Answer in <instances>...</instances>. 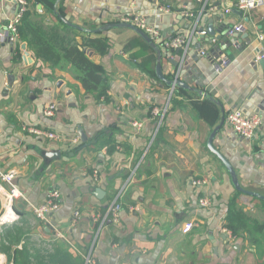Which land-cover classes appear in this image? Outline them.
<instances>
[{"label": "crops", "instance_id": "1", "mask_svg": "<svg viewBox=\"0 0 264 264\" xmlns=\"http://www.w3.org/2000/svg\"><path fill=\"white\" fill-rule=\"evenodd\" d=\"M47 1H27L31 23L40 36L77 44L103 68L109 100L88 93L70 63L37 57L40 46L22 39L0 43V175L15 170L14 184L25 197L14 206L18 221L8 225L20 227L23 238L6 243L0 264H14V249L24 247L32 264L56 249L81 264L91 249L97 264H264V7L241 12L231 0ZM160 6L172 13L161 14ZM185 11L195 19H185ZM16 13L14 0H0V33ZM128 16L146 17L165 40L187 35L197 21L208 38L196 37L186 54H169L135 30L105 29ZM238 25L242 37L231 36ZM98 38L108 40L105 52L84 46ZM215 56L227 58L228 66L218 71ZM176 79L182 85L171 96L168 82ZM167 104L158 128L152 111ZM52 105L53 116H46ZM238 109L262 118L251 141L226 121ZM8 189L0 179V216ZM53 191L61 205L50 230L34 207ZM116 200L122 205L118 223L109 220L101 229ZM233 213L247 221L245 229L233 222L237 234L229 228Z\"/></svg>", "mask_w": 264, "mask_h": 264}, {"label": "built area", "instance_id": "2", "mask_svg": "<svg viewBox=\"0 0 264 264\" xmlns=\"http://www.w3.org/2000/svg\"><path fill=\"white\" fill-rule=\"evenodd\" d=\"M17 6V13L12 21L9 23L7 27V34L0 33V43L4 42H18L20 41L19 35V28L22 25L23 19L28 11V2L26 0H14ZM232 8L241 11V12H254L262 9L264 7V0H231ZM231 7L226 10V13H230L232 10ZM158 11L161 14H171L172 9L170 7H158ZM185 19L187 20H194V14L185 11L180 13ZM122 24L131 25L135 28L144 32L154 43H156L160 50H164L169 54H173L177 50H181L186 54L189 50V47L192 41L196 37L208 38V31L200 30L198 26V22L196 21L195 24H192L191 30L188 32L187 35H177L169 40H165L161 34V32L155 27L151 26L146 17L142 16H135V17H125L121 20ZM243 31V26L238 25L231 30L230 35L233 36L235 34L241 33ZM201 55L204 57H208V53L206 50L201 51ZM264 57H261L260 60H263ZM214 65L218 71L222 70L223 68L228 66V59L225 57L216 56L213 58ZM173 87L171 89V96L174 92L176 87L177 79L174 80ZM170 104H167L163 109L155 108L152 111V115L156 118L157 127L163 123V117L165 116L166 112L169 110ZM56 109L55 105L49 106L45 110L46 116H53L54 111ZM227 123L232 127L237 135L241 138L251 141L257 133L261 130L263 126L262 118L259 115H252L247 116L242 110H232L227 114L226 117ZM30 131L39 136L43 139L55 140L58 137L51 133L42 130H32ZM97 174V173H96ZM98 175V174H97ZM17 176V172L15 170H11L6 174H1L0 179L9 186L7 191L3 192L4 199H5V212L0 216V226L4 225H12L18 221L19 217L16 214L14 209L15 204L23 200L24 194L16 187L14 184V179ZM97 180V178H96ZM194 185H200L199 182H195ZM61 205V196L58 191H53L49 194L48 201L38 207H34V214L36 218L41 221L44 225L48 226L50 230L55 229L52 222V215L56 212ZM200 205L202 207L209 206V203L206 200H201ZM122 209V205L116 200V202L107 209V214L105 217H101L100 224L101 229L105 226V224L112 220L114 223H118L119 221V213ZM131 211H134L135 208H130ZM81 217V213L79 211L75 212L74 214V222L79 220ZM193 230V225L191 223L186 224L184 227L185 233H190ZM56 237H61L59 232H56ZM91 249L86 255L83 256L84 264H97L95 261Z\"/></svg>", "mask_w": 264, "mask_h": 264}, {"label": "trees", "instance_id": "3", "mask_svg": "<svg viewBox=\"0 0 264 264\" xmlns=\"http://www.w3.org/2000/svg\"><path fill=\"white\" fill-rule=\"evenodd\" d=\"M55 2L56 0L47 1V3L50 5H54ZM69 29L72 30L71 28ZM28 33H32L33 40H30ZM40 34L41 33L39 29L34 27V25L31 23L30 13L27 12L23 23L19 28L20 39L26 41L30 47L34 45L40 46L39 53L37 54V57L39 58L46 60L56 59L57 61L64 60L65 62L70 63L74 69L77 80L81 82L84 89L88 93L96 97L97 100H101L102 98H104L106 101L109 100V77L103 68L93 63L86 56L84 51L79 50L77 44L66 43V39L60 37H57L56 39H48V36H40ZM84 46L92 47L93 49L102 53L105 52L108 47V40L102 38L87 40ZM153 74L155 73L153 72ZM234 221L242 228H246L247 221L245 218L239 213H233L231 219L229 220V228L234 234H237L240 231L233 225ZM2 231L3 234L0 236V251L4 250V252L8 253L9 249L5 248V245H17L22 240L24 234L22 233V229L16 225L4 228ZM54 253L55 254L50 255L48 258L37 256L36 264H48V262L49 264H81L78 260L74 261L68 258L65 259V252L63 250L56 249ZM31 258L32 255H30L29 251L24 247L22 251H16L14 264H31Z\"/></svg>", "mask_w": 264, "mask_h": 264}, {"label": "water", "instance_id": "4", "mask_svg": "<svg viewBox=\"0 0 264 264\" xmlns=\"http://www.w3.org/2000/svg\"><path fill=\"white\" fill-rule=\"evenodd\" d=\"M117 27H121V28H129V29H132V30H135L136 32H138L141 36H143L148 42H152V44L154 45V46H156V44L144 33V32H142L141 30H139V29H137V28H135L134 26H131V25H126V24H118V25H111V26H107V27H105V29H108V28H117ZM1 33H5V34H7V32H5V31H3V32H1ZM211 34L213 33V32H210ZM236 35V37L238 36V37H242V35H241V33H238V34H235ZM177 52H181V50H177ZM262 65H264L263 63H262ZM161 64H158V74H159V76L163 79V77H162V75H161ZM169 83V85H172L174 82H168ZM182 84H181V82H178L177 84H176V86H181ZM213 136H214V134H213ZM213 136H212V138H213ZM212 143H213V140H211V142L209 143L210 144V147H211V149H212V151L216 154V155H218V157L220 158V160H222V162L225 164V166H226V168L231 172V174H232V176H233V178H234V182H237L236 181V177H235V174H234V172H233V170H232V167L230 166V164H229V162L223 157V156H221L220 154H218L214 149H213V146H212ZM60 154L59 153H56V154H48V156L49 157H56V156H59ZM97 195L100 197L101 195H103V192H102V190H97Z\"/></svg>", "mask_w": 264, "mask_h": 264}, {"label": "rangeland", "instance_id": "5", "mask_svg": "<svg viewBox=\"0 0 264 264\" xmlns=\"http://www.w3.org/2000/svg\"><path fill=\"white\" fill-rule=\"evenodd\" d=\"M8 227H9L8 225H7V226H4V227L0 226V231H1V230H4V228H8ZM16 251H17V250L14 249V251H13L14 256H15V254H16ZM31 259H33V258H31ZM31 264H32V262H31ZM33 264H35V263H33Z\"/></svg>", "mask_w": 264, "mask_h": 264}]
</instances>
